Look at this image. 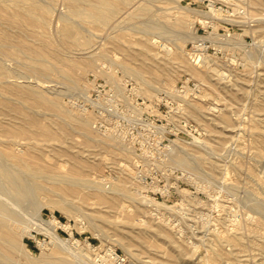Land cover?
I'll return each instance as SVG.
<instances>
[{
  "label": "rangeland",
  "instance_id": "obj_1",
  "mask_svg": "<svg viewBox=\"0 0 264 264\" xmlns=\"http://www.w3.org/2000/svg\"><path fill=\"white\" fill-rule=\"evenodd\" d=\"M6 1L8 4L12 3L9 0ZM129 1L126 4H120L117 15L107 25L82 20L80 17L71 15L66 0L40 1L53 11H50L51 14L48 15V25L45 29L46 35L55 46L65 49L61 45L62 38L59 32L64 19L79 22L81 32L76 35V40H79L82 34L91 39V50L96 54V62L85 66L79 89L69 88L60 76L44 78L34 73H27L25 76L17 68L20 65H16L24 60V55L20 52L4 55L0 51V57H4L0 58V63L12 70L11 75L5 78L6 81L9 78L11 81L23 80L20 83L25 85H35L39 76L38 80H46L40 88L41 91L49 96L57 97L60 104L67 109L70 108L75 116L92 123H89L91 136L105 138L112 134L116 139L112 140L114 147L95 146L94 149H88L92 150L91 152L94 151V155H89L90 152L85 147L83 137L71 130L59 116L60 114L55 115L45 109L42 110L44 113L41 119L48 125V130L53 131V138L33 136L31 131L26 129L18 138L13 139L12 133L0 131V151L8 156L20 154L21 159H27L32 168L38 170V172L35 171L38 173L37 176L30 174L31 180H34V183L36 181L37 185L44 183L42 187H49L39 195L41 211L38 214L44 218L43 221L46 219L45 221L48 222L43 225L36 211L31 208V205L28 207L29 203H22L28 208L23 207L21 202L9 196L10 194L0 193L3 201L6 202L5 197L14 201H11L13 205L7 204L9 207L13 206V208L10 207L12 209L18 207L15 211L22 215L21 218L26 225L22 242H25L32 256L40 257L42 251L48 250L47 252L53 251V255L61 254L66 257L63 262L44 257V262L29 263L26 256L16 254L11 255L14 258L12 261L9 262L3 258L0 264H156L151 260L155 249L170 264H234V261L229 262L227 258L219 259L221 257L217 254L220 247L218 240L225 230L233 231L236 222L254 224L255 221L250 216L259 217L260 213L258 214L254 209L253 204L254 201L256 203L257 200H261L260 203L264 205V183L255 175L260 174L264 177V153L263 155L258 153L259 149L254 140L260 131L253 127L252 122L255 117L253 105L264 97L262 93L264 91V5L256 8L253 6L254 0ZM143 8H148L149 11L145 10L141 13ZM212 8H216L215 13L212 12ZM197 11L205 13V16L198 14ZM179 17H185L190 24L189 35L186 38H180L176 31L166 25L167 22ZM151 23L159 24L160 28L150 30L151 33L141 30L140 27ZM9 26L6 23L5 13L0 19V28L8 35H14V27ZM136 29L141 32H137ZM28 37L21 38L26 44L35 46L31 37L30 39ZM142 38L150 42L152 51L159 58L168 56L169 49L170 52L174 50L175 61L181 65V70L172 73L171 78V75H167L165 71V65L159 64L156 70L157 77L150 82L153 87L144 84L135 74V77L129 74L131 72L126 71L123 64L133 65L134 60H128L126 50L135 47L134 52L140 51L136 48H140ZM154 39H158L159 42H154ZM164 44L168 47H164ZM83 48L73 46L67 52L75 50L72 57L84 59L87 54H83L85 52ZM134 58L139 57L134 54ZM62 60L65 61V58ZM63 64L65 66V62ZM14 65L17 67H13ZM13 68H17L16 71H13ZM100 69L109 70L111 78L102 74ZM196 69L200 70V74L196 72ZM17 71L20 72L17 73ZM19 73L23 74V79L21 75H18ZM261 96L262 98H259ZM0 99L5 100L9 106L19 107L27 113L32 112L33 107L29 103L18 102L16 95L7 92L3 84L0 85ZM189 108L202 113L207 118L216 117L218 128L213 124L214 122L203 116L190 118L188 112L186 113ZM222 114L228 116L229 124L219 121ZM49 118L57 122H50ZM212 125L221 132H223L222 126L225 125L228 130L225 131L226 136L210 139L208 135ZM14 131L17 130L14 129ZM195 138H200L202 143L201 140L195 142ZM117 139L122 140L123 143L118 142ZM175 140L185 147L186 153L183 151L182 156L189 161L192 158L193 161L190 162H194L198 169L196 167V169H188L176 163L171 149ZM47 143L58 148L60 146L61 149L65 148L66 144L76 146L75 149L85 157L83 158L85 160L82 159L83 168L78 167L77 170L73 160L66 155L67 151L61 152V156L51 157L48 160L36 158L34 156L36 148H47ZM113 148L114 150L117 148L122 153L116 155V152L112 151ZM197 155L202 157L198 164H196L197 158L194 157ZM90 161H96L97 165L93 168ZM120 161L123 163L121 164ZM212 161L217 164V168L210 167ZM207 170L212 175L207 174ZM246 172L252 174L248 175ZM50 173H55L56 176L49 177ZM59 174L63 178L65 176L78 178L76 185L75 180L71 182L75 186L64 184V179L62 181ZM45 177L48 181L44 180ZM79 178L83 180V183ZM60 180L62 182L60 185L68 187L71 194L64 197L54 193L53 190L57 187L54 182ZM95 180L104 182L103 185L107 189H111L115 184H123L136 196H146L162 204L164 208L162 207L159 213L155 212L151 206L144 205L138 208L136 202L123 195L119 203L126 205L125 208L115 207L106 221L92 219L91 211L101 210L90 208L98 207L97 198L94 197L96 195L92 194L90 186L91 183L94 185ZM230 184L233 187H230ZM62 193L63 191L60 194ZM57 198H61V204L54 201ZM65 202H68L69 206ZM70 205H72L71 208ZM244 205H247V208ZM237 209H240L239 212L243 211V215ZM53 216L62 221L65 226L54 225L55 222L51 220ZM152 224L153 227L159 224L165 227L166 231L173 235L175 240L177 239L175 243L174 239L167 241L162 236L149 234L138 244L140 249L131 246L128 235L125 234H128L130 230L149 232ZM51 226L62 238L69 240L67 249L72 251V254L63 250L59 253V250L54 248L55 242L48 231L41 229V227L51 229ZM259 236L264 237V233L260 232L259 235L258 232L257 238ZM126 245L128 249L124 248ZM223 247L228 251L230 244L224 243ZM173 249H180L182 252L180 259H177L178 256L174 258ZM230 249L233 251L232 246ZM260 253L263 255L258 256ZM256 254L260 261L254 257ZM250 256L245 258L246 262L240 260L235 264L248 262H250L248 264H264L260 263L261 260L264 261L262 259L264 252L261 250L255 251V254L252 253Z\"/></svg>",
  "mask_w": 264,
  "mask_h": 264
},
{
  "label": "bare ground",
  "instance_id": "obj_2",
  "mask_svg": "<svg viewBox=\"0 0 264 264\" xmlns=\"http://www.w3.org/2000/svg\"><path fill=\"white\" fill-rule=\"evenodd\" d=\"M9 1H11L12 3L8 4L6 0H0V19L6 13V23L8 25L14 27L15 34L14 35H10V34L8 35L7 33H5V31L3 29L0 28V51L3 52L4 55L5 54L13 55V54H16L17 52H20L21 54H23L24 60H22L21 63H20V61H17L20 64L16 63L17 66L18 65H20V66L17 67L16 65H14L13 67L16 66L25 76L27 75V73H34L36 76L38 74L44 78L60 76L66 81L69 88H76V87L78 88L80 85L79 83H80V80L82 78V74H83L85 66L86 65H93L96 62L95 61L96 54L92 53V50H91V48H92L91 39H89L88 37H85V35L82 34L80 39L76 40V35L81 32V29L78 25L79 22H75L76 20L72 21V20L64 19V24L59 30L61 38H62L61 45L65 48V49H62L60 47L55 46L53 44L52 40H50V38H48V36L46 35V29L45 28L48 25L47 18H49L48 15L51 14L50 13L51 10L48 6H46L45 4L40 2L43 0H40V1L39 0H9ZM66 1H67L66 3H68L67 7H69V12L71 15L76 16V17H80L82 20H88V21L93 22V23H97V24H101V25H107L117 15V13L120 9V4H126L129 0H66ZM149 2H150V0H149ZM263 5H264V0H254L253 1V6L256 8L261 7ZM140 9H142V8H140ZM145 10L149 11L148 8H143V11L141 13H143ZM215 11H216V8L213 9L212 12L215 13ZM51 12H53V11H51ZM141 13H138V14H141ZM197 13L202 14L203 17L205 16V13H203V12L197 11ZM144 14H142V15H144ZM206 15H208V14H206ZM67 18H69V17H67ZM128 18H129V16H128ZM133 19H134V17H133ZM141 21L143 22V20H141ZM48 22H50V21H48ZM148 22H150V20ZM201 22H204V20H201ZM51 23L52 22H50V24ZM166 25L171 27L174 31H176V33H178V35H180V38H186L189 35V29H190L189 25L190 24L185 19V17H179L175 20L169 21L166 23ZM114 26H117V25H114ZM128 27H129V25H128ZM140 28L142 31L146 30L148 33H151L152 31L150 32V30H157L160 28V26H159V24L151 23L150 25L146 24ZM137 29H136L137 32H141V31H138ZM49 30H51V29H49ZM22 36L31 37L32 41H34L35 46H30V45L26 44L25 41L21 38ZM29 37H28V39H30ZM154 42H159V41H158V39H154ZM164 45H165L164 47H168L166 44H164ZM73 46L84 47L83 49L85 50V52H83V54H87L84 56V59H76V58L72 57L73 54H75V50L70 51V53H72V55H70V53L67 52V51H69V49L73 48ZM150 46H151L150 42L148 40L142 38L140 40V48H138V47L136 48L137 50H140V51L134 52L135 47L128 48L129 50H126L127 51L126 55L129 58L128 60H130V59L134 60L133 61L134 64L133 65L132 64L131 65L130 64H123V66L125 67L124 69H126V71L129 70V72H131V73L128 72L129 74H131V75L133 74L134 77L136 75L144 84L153 87V84L151 85L150 82L152 79H155L157 77L156 76L157 75L156 70L159 67V64L165 65L164 66V68H166L165 71L168 73L167 75H171L170 76L171 78H172V73L178 72L179 70H181V65L175 61L176 56L174 57V54H175L174 50L172 52H170V49H169L168 56H160V58H159L157 56V54L152 51V47H150ZM133 52L139 58L135 59ZM2 57H0V58H2ZM9 57H11V56H9ZM64 58H65V61L62 60ZM13 59H14V57H13ZM14 61H16V60H14ZM63 62H65V66L67 68H65ZM7 65H9V64H7ZM9 68L8 69L5 68V66L2 63H0V85L3 84L4 88L7 92L16 95L18 102L29 103L33 107V109L30 107L32 109V112L27 113V112L22 111L19 107L9 106L5 100L0 99V131H7L9 133H12L13 139L18 138L20 136L21 132L25 131L26 129L31 131V134L33 136H44V137H48V138L49 137L53 138L54 137L53 131L48 130V125L44 124L42 122L43 119H41V117L44 113V112L42 113V110L45 109V110L52 112V114H55V115L60 114L59 116H61L64 123L66 122V124H68V126L71 130H74L75 132L79 133L83 137V139L85 140V147H87V151L90 152L89 155H94V151L91 152L92 150H88V149H94L93 147H95V146H105L107 148L111 147V146L114 147V143L112 142V140L114 141L116 139H115V137H113L112 134L107 135V136L105 135L106 136L105 138L98 137L100 139H98L95 136V138H97V139H95L90 134V125H89L90 122L88 123L86 120H83V119L75 116L72 113L70 108L67 109V108L63 107L60 104L57 97L49 96L46 93H44L43 91H41L40 88L43 86V84L46 80L45 81L43 79L38 80L39 79V76H38L37 82L36 83L33 82V83H35V85L34 84L33 85L26 84L25 85V84L20 83L23 80L18 82L16 80L12 79L13 81H11V79H9V78H8L9 81L8 80L6 81L5 78L9 77V75H11V73H12V70H10ZM17 68H15V69H17ZM15 69L13 68V71ZM196 70H197L196 72L200 74V70H198V69H196ZM20 71H17V73ZM108 71L100 69V72H102V74L106 75L108 78H111V74ZM14 73H16V72H14ZM23 74L19 73L18 75H21V78H22ZM28 76H30V75H28ZM29 79L30 78H28V80ZM3 80H4V82H3ZM25 80H27V79L25 78ZM33 81H35V80H33ZM166 81H168V79H166ZM67 85L65 84L66 88H67ZM262 93H264V91ZM257 96H259V95H257ZM259 98H262V96ZM10 99L15 100V98H10ZM215 109H216V107L214 108V110ZM253 110H254V114H255V117H254L253 122H252L253 127L260 131V133L258 135H256L254 141L256 142V145L259 149L258 153L261 155L262 153H264V97L253 105ZM187 112H188V116L192 119L198 118L200 116L207 118L205 115H203L202 113H200L198 111H194L192 108H189L188 111H186V113ZM49 119H50V122H54V123L57 122L53 118H49ZM207 119H210L212 122H214L213 124H215L216 127L218 128V126H217L218 123H216V121L218 119L216 117L213 118V116H212V118L209 117ZM227 119H228V116L226 114H222L221 117L219 118V121H221L222 123H227ZM209 123H210V121H209ZM90 124H92V123H90ZM227 124H229V123H227ZM227 124H226V126H227ZM226 126L225 125L222 126L223 132H221L220 130H217L213 126L210 129V131L208 130L209 131L208 137L210 139L211 138L217 139L219 137L226 136L225 131H228V130H226ZM12 128H14L17 131H14V129H12ZM199 140H201V139L195 138V142H200ZM119 141H120V139L118 140V142ZM207 141H208V139H207ZM195 142H193V143H195ZM122 143H123V141H122ZM201 143H202V140H201ZM46 145H47V148H40V147L36 148L35 155H34L36 158H39V159L44 158V159L48 160V158L50 159L51 157L61 156V154L64 151L65 152L67 151L66 155L69 157V159L73 160L72 162H73L74 166L77 167V170H78V167L83 168L82 162H83V160H85V159H83L85 157L80 154L79 150L75 149L76 146H73V144H71V145L66 144L65 148L61 146L65 150L61 149L60 146H59V148H58V146L54 147L49 143H47ZM121 148L123 149L124 147H121ZM102 149H103V147H102ZM171 149H172V154H174V160L176 161V163L182 164L184 167H186L188 169L189 168L190 169H193V168L196 169L197 168V166L194 165V162H190V161H193L192 158H190L191 160L189 161L185 157L182 156L181 153H183V151L185 152V150H184L185 147L182 144H180V142L178 140L174 141V143L171 145ZM113 150H114V148L112 149V151ZM109 151H110V149H109ZM117 151L118 150L116 148L113 151V153L116 152L115 153L116 155H118V153L119 154L122 153V151H120V152L119 151L117 152ZM123 151H125V150H123ZM170 151H168V152H170ZM99 152H100V150H99ZM106 154H104V155H106ZM96 155H98V154H96ZM170 155L171 154H169V156ZM20 156H21L20 154L14 155V156H8L7 154H4L0 151V193L2 192L5 194H10L9 196H12L16 201H18L19 203L21 202V204L22 203L23 204L29 203V204H27L28 207H29V205H31V208L36 211L37 215L39 216V217L38 216L37 217L40 219L41 216L38 213L41 211L40 210V208H41L40 207V199L41 198L39 199V195H40V193H44L45 189H47V187H48L47 186L48 184L47 185L45 184L47 187H45V186L42 187L44 185V183L40 184L37 182L41 186L37 185L36 181L34 183V180H31L32 177L30 174H32V175L35 174L34 176H37L38 170H36V168L35 169L32 168V166L29 164V161L27 159H21ZM186 156H187V154H186ZM188 157H190V156H188ZM194 157L197 158L196 164H198V162H200V159L202 157L200 155H197ZM255 157H256V155H255ZM108 160L110 161L109 158H108ZM208 161H209V159H208ZM256 161H258V163H259V160L256 159ZM238 162H240V161H238ZM88 163H89V161H88ZM122 163L123 162H121V164ZM90 165L94 168L97 165V163H96V161H90ZM90 165H89V167L91 168ZM129 167L131 168L130 165H129ZM210 167L212 169L217 168V164L212 161L210 163ZM226 167H228V166L226 165ZM235 167L238 168L237 166H235ZM201 168H202V166H201ZM35 171H37L36 172L37 174L35 173ZM200 171H201V169H200ZM226 171H228V169ZM204 172H205V170H204ZM210 173H209V171L207 172V174L212 175V173L211 174ZM223 173H225V172H223ZM227 173H229V172H227ZM260 173H262V172H260ZM202 174H205V173H202ZM250 174H252V173H250ZM250 174H248V175H250ZM53 175H55V173L54 174L50 173V175H48V176L53 178ZM60 175L61 174H59V177H61L60 179L61 180L64 179V184H68L71 186L76 185V181L78 178L76 179L74 177L75 178L74 179V178H71L69 176H65L67 178H65V177L63 178ZM227 176H228V174H227ZM255 176H258V178L263 180V183H264V179H262V178H264L263 176L261 177L260 174L259 175L256 174ZM46 178L47 177H45V179H44L45 181L47 180ZM61 180L57 181V182L53 181L55 183V185H57V187L53 191H54V193H57V194L65 197V195H69L72 192L69 190L68 187L65 188V186L60 185L62 183ZM79 180L81 181L82 179L79 178ZM73 181L75 182L74 183L75 185L73 183H71ZM240 181L241 180H239V182ZM51 182H50V184H51ZM84 182H86V181L84 180ZM93 182H94V185L92 183L90 185L91 190L93 191V193L92 192L91 193L93 195L94 194L96 195L94 197L97 198L96 204L98 205V207L97 206H91L90 208L91 209L92 208H99L101 210H92L90 213V216L91 215L93 216L92 219H94V218H96L97 220L105 219L104 221H106L109 218V215L111 214V212L113 210H115V207L125 208L126 205L119 203L120 199L123 195L130 197L132 199V201L136 202L138 204L137 205L138 208H141L142 206L144 207V205L149 206V207L151 206L154 208L155 212H157V213L160 212V209H162V207L164 208V206L162 204L154 202L151 199L146 198V196L145 197L139 196V195L136 196L134 193L127 190L123 184H115L113 187L111 186L112 187L111 189H107L103 185L104 182L100 183V180H95ZM82 183H83V180H82ZM112 183H114V182H112ZM86 184H87V182H86ZM235 185L238 186L237 184H235ZM229 186L233 187V186H231V184ZM252 186H255V185H252ZM245 187H246V185H245ZM70 188H72V187H70ZM134 189H136L138 191V189L136 187H134ZM50 190H52V189H50ZM62 191H63V193L60 194ZM140 192L141 191H139V193ZM247 193H249V192H247ZM5 194H4V196H5ZM251 195H252V193H251ZM62 196H61V198L64 200V197H62ZM1 197H3V195H1ZM5 198H4V200H6V202L2 200L3 198L2 199L0 198V261H1V259L4 258L10 262L14 259L13 256H11V255L15 256L16 254H22V255L26 256L27 261L29 263H35L38 261L44 262L45 261L44 257L45 258L46 257L47 258H53L59 262L65 261V258H66L65 255H61V254H58V256L53 255V253H52L53 251L47 252L48 250L42 251V254L40 255V257H35V256L31 255L29 249L26 247L25 242H22V238H23L25 230H26V227H24V226H26L24 223V220H23V218H21L22 215L20 216L19 214H21V213L18 214L15 211L18 209V207L12 209L13 208V206H11V205H13L11 203L12 200H8V198L7 199H5ZM46 198H48V197H46ZM61 198L60 199L57 198L58 200L55 199L54 201L57 202L58 204H61V202H62ZM52 199L53 198H51V200ZM250 200L252 202V199H250ZM43 201H44V198H43L42 202ZM247 201H249V199ZM257 201L258 202H256V203L254 201L253 207L258 212V214L259 213L261 214V217H260V214H259V217H257L256 215H254L256 217L250 216L251 219L255 221L254 224H249V223L246 224V223H243V221H242V222H236V224L234 225V230L233 229H232L233 231L230 230L231 232L228 230L226 231L224 229L225 232L222 234L221 238L218 240L220 247H219V252L217 254L221 257V258H219L220 260L222 258H227L229 260V262L234 261V264H235V262L237 263V261H240V260L242 262L245 261L246 260L245 258L246 257L248 258L252 253L255 254V251L257 252V251L261 250V252H264V237L261 236V237H263V238H261L259 236L260 239L257 238L258 232H259V235H260V232L264 233V205L262 203H260V202H262L261 200H257ZM12 202H14V201H12ZM83 202H85V201L83 200ZM7 203L8 204L11 203L10 207H12V208H10ZM67 203L65 202V204H67ZM24 206L25 205H23V207ZM71 206L72 205H70V208H71ZM25 207H27V206H25ZM76 208H78V207H76ZM73 209H75V208H73ZM79 209H77V210H79ZM169 210H170V208H169ZM237 210L239 212L240 209H237ZM79 211H81V210H79ZM235 211H236V209H235ZM19 212H21L20 209H19ZM247 212L249 213V211H247ZM84 213H86V212H84ZM242 215H243V213H242ZM246 215H249V214H246ZM246 215H244V216H246ZM251 215H252V213H251ZM87 216H89V215H87ZM235 217L237 218L236 215H235ZM42 219H44V218L40 219V222L42 225L45 222L48 223L47 221H45L46 219L44 221ZM241 219H243V217ZM241 219H239V220H241ZM51 220L53 221V223L55 222L54 225L65 226V224L55 216H53V218ZM26 221H27V219H26ZM93 223H95V222H93ZM115 223H117V222H115ZM232 223H234V222H232ZM51 225L54 226L52 223H51ZM161 225H163V224H161ZM44 226H45V224H44ZM52 226H51V229H48L47 227H45V228L41 227V229L43 228V229L48 231L51 238L55 242L54 248H57L59 250L58 251L59 253L61 250H63L65 252L67 251L68 253L72 254L73 252L69 251L67 249V247H68L67 242L69 240L62 238L56 232V230L54 228H52ZM119 226H120V224H119ZM156 226L157 225H155V227H153V224H152L151 230L149 232H146L147 231L146 229H145L146 231L143 230L142 232L141 231L137 232V230L135 228L136 231L130 230L129 232H127L128 234H125V235H128L127 237L129 238L128 240L130 242V245L133 247H136V248H138V244H140L142 241H144L143 238H145L149 234H155V236L156 235L162 236L167 241H171V239L173 240L175 238V237H173V235H170L168 231H166L165 227L160 226V224L157 227ZM141 229H143V228H141ZM27 233H28V231H27ZM176 240L175 239L173 240L174 243ZM75 242H78V240H75ZM73 243H74V241H73ZM224 243L230 244V248L232 246L233 251H231L230 248H229L230 251H229V249L227 251L226 250L227 248L225 249L223 247ZM126 247H127V245L124 248H126ZM126 249H128V248H126ZM138 249H140V247ZM181 250H182V248H181ZM154 251H155V253H152L153 257H151L152 258L151 260H153V262H155L156 264H170L166 259H164V257H162L163 255L162 256L160 255L161 253L159 254L157 249H155ZM130 253L132 254V252H130ZM173 254H174V258L178 256L177 259H180L182 256V252L180 251V249H173ZM133 255H135V254H133ZM133 255H131V256H133ZM262 255H261V253H260V255L258 254V256H262ZM254 257L257 258V254H256V256L254 255ZM262 259H264V258H262ZM257 260H258V258H257ZM258 261H260V259ZM226 262H227V260H226ZM248 263H250V262H248ZM260 263H264V261L262 262V260H261Z\"/></svg>",
  "mask_w": 264,
  "mask_h": 264
}]
</instances>
